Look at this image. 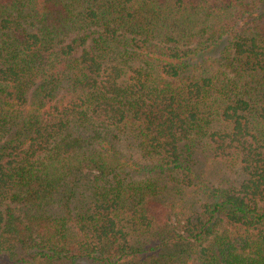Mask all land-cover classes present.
I'll return each mask as SVG.
<instances>
[{
	"label": "trees",
	"instance_id": "1",
	"mask_svg": "<svg viewBox=\"0 0 264 264\" xmlns=\"http://www.w3.org/2000/svg\"><path fill=\"white\" fill-rule=\"evenodd\" d=\"M0 264H264V0H0Z\"/></svg>",
	"mask_w": 264,
	"mask_h": 264
}]
</instances>
